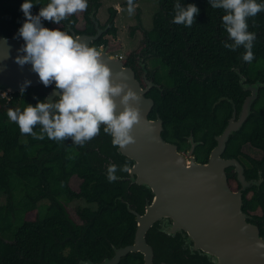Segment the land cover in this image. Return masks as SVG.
<instances>
[{"label":"trees","instance_id":"trees-1","mask_svg":"<svg viewBox=\"0 0 264 264\" xmlns=\"http://www.w3.org/2000/svg\"><path fill=\"white\" fill-rule=\"evenodd\" d=\"M32 2V14L37 15L50 0ZM137 2L133 0V4ZM157 2L160 10L154 15L153 28L144 33L148 40L146 46L156 54L166 73L162 74L158 69L153 75L159 87L148 94L155 101L150 118L160 115L164 121L165 140L177 143L192 132L196 139L204 141L196 155L206 161L217 144L214 135L223 133L231 116L228 100L242 109L249 95L241 88L239 76L232 69L242 61L241 72L248 82H264V12L248 18L249 31L256 33V39L252 49L255 59L247 63L243 60V47L236 51L223 47V42L231 43L223 28L225 13L222 9L211 8L209 0H179L182 6L195 4L200 10L191 27L173 23L177 0ZM257 2L264 3V0ZM22 3L24 0H0V35L18 34L25 20L20 10ZM98 3L99 0H88L87 10L83 11L84 29L77 27L79 18L75 14L61 21V26L56 29L70 34L64 24L66 21L77 34L95 35L97 31L90 14L94 5L98 9ZM110 19L113 24L115 18ZM41 22L44 27L55 30L53 25L56 23ZM110 29L107 35L117 36V29ZM107 35L100 37L92 47L98 49L105 45L119 49V44L112 46L110 40L105 39ZM128 55L126 65L133 66L137 53ZM47 88L40 85L23 94L15 93L11 101L0 98V197L4 198L0 205V264H79L80 259L101 262L113 256L112 244L119 246L133 242L136 225L134 216L117 201L120 196L126 199L124 184L110 182L94 166L99 159L95 148L103 154L114 152L119 162L127 164L115 153L112 137L104 132V128L100 129V139L93 138L83 146L73 144L71 138L54 141L22 135L18 125L8 118V110L22 111L27 104L35 106L38 101H44ZM221 98L227 100L215 106ZM253 110L256 114L230 139L224 156L248 164L247 177L256 176V166H259L264 179V157L252 156L253 152L264 155V89L260 90ZM34 131L39 133L40 126L37 125ZM246 146L254 149L251 155L245 152ZM179 148L183 150L181 143ZM228 180L232 189L239 188L235 176L228 173ZM263 187L264 181L259 191L253 187L257 194L248 196L253 188L244 193L246 213L259 208L264 211ZM74 200H83L87 204L77 207L75 215L68 210ZM130 201L142 210L139 200ZM259 225L263 232L264 222L259 221ZM152 230L155 232L149 233L148 241L153 245L157 262L206 264L200 257H188L178 239H169ZM120 264H143V258L140 254H129Z\"/></svg>","mask_w":264,"mask_h":264},{"label":"water","instance_id":"water-1","mask_svg":"<svg viewBox=\"0 0 264 264\" xmlns=\"http://www.w3.org/2000/svg\"><path fill=\"white\" fill-rule=\"evenodd\" d=\"M97 11L94 5L90 14L97 31L95 35L77 34L71 24L66 21L64 23L74 38H79L90 47L111 28V24L104 29L101 27ZM24 43L17 35H0L2 92L19 93L25 81H31L25 90L43 85L32 71L31 64L21 67L15 62L18 55L24 54L19 51ZM98 50L112 71V80L117 83L126 80L141 96L139 104L133 102L141 111V120L134 126L132 133L136 142L123 149L112 145L115 153L127 164V180L132 185L144 188L154 199L143 215L133 211L136 226L131 244H112L113 256L97 263L90 259H80L79 264H120L122 258L129 254H140L143 264H155L154 249L148 243L151 229L169 239H178L188 257H200L206 264H264V247L260 246L264 245V237L256 218L244 211V193L253 187L260 190L264 181L262 173H259L258 179L248 180L246 169L238 159L223 157L230 139L256 114L253 106L260 90L264 89V82H248V78L241 72L244 66L242 61L232 69L239 76L241 88L250 94L238 117L234 105L232 118L223 133L216 137L217 145L211 151L207 163L203 164L198 162L194 154L193 137L190 138V150L183 154L178 145L167 142L163 137L161 118L158 116L156 120L150 119L155 101L147 97V93L159 85L147 81L146 87H142L134 70L110 53V46ZM48 87L50 90L46 98L49 101L55 100V83ZM224 100L227 98H221L215 106ZM117 103L119 105L118 98ZM119 110H122V106H119ZM230 167L234 169L241 184L237 191L229 184L227 169Z\"/></svg>","mask_w":264,"mask_h":264},{"label":"clouds","instance_id":"clouds-1","mask_svg":"<svg viewBox=\"0 0 264 264\" xmlns=\"http://www.w3.org/2000/svg\"><path fill=\"white\" fill-rule=\"evenodd\" d=\"M127 3V11L132 15L135 11L133 0ZM209 3L211 8L222 9L225 13L222 23L231 43L225 41L223 47L231 51L243 47V60L251 63L255 59L252 49L256 33L249 31L247 21L264 12V3L257 0H209ZM33 6L32 0H24L20 7L25 20L17 36L25 43L19 50L24 54L18 55L15 62L21 67L31 64L32 71L45 87L54 82L57 98L52 101L45 98L35 106L27 104L22 111L9 109L10 121L18 125L22 135L38 140L71 138L73 144L83 146L100 133L103 125L114 146L123 149L134 144L136 139L132 133L141 120V111L133 102L139 104L140 94L126 80L118 83L112 80V71L96 47H90L66 31L44 27L41 22L60 24L70 15L86 11L88 0H50L37 15L32 14ZM199 11L195 4L185 7L177 0L173 23L191 27ZM30 83L25 81L22 94ZM119 106L122 110L118 111ZM37 125L39 133L34 131ZM119 170L128 171V167L124 165ZM116 171L115 165L109 167L110 182L116 179Z\"/></svg>","mask_w":264,"mask_h":264},{"label":"flooded vegetation","instance_id":"flooded-vegetation-1","mask_svg":"<svg viewBox=\"0 0 264 264\" xmlns=\"http://www.w3.org/2000/svg\"><path fill=\"white\" fill-rule=\"evenodd\" d=\"M117 16V15H116ZM116 18L117 17H115V19H114V21H113V24H111V22H110V20L111 19H109L108 21H106L105 23H103V24H101V27L104 29V28H106L109 24H111V28H116ZM111 29H109L104 35H107L108 34V32L110 31ZM133 31V30H132ZM139 31V30H138ZM140 32H141V40H140V42H139V46H138V48H136L135 50H137V51H135V50H133V51H131L132 53L133 52H136L137 53V55H136V58L133 60V66H131V65H126L127 67H130V68H132L133 70H134V72H135V74H136V78L140 81V83H141V85H142V87H146V83H147V81H153L155 84H157L155 81H154V79H153V75L156 73V71H158V69L160 70V68H159V66H156V67H154V68H152L151 67V65H150V62H151V60H153V59H157V57H156V54L155 53H153L152 51H149V47H147L146 45L148 44L147 43V38H146V35H145V33H144V31H143V29H141L140 30ZM71 34V33H70ZM131 36H133V37H135L136 38V35H134V33L132 32L131 33ZM101 48V47H100ZM131 52H128L127 53V56L123 59V61L125 62V64L127 63V61H128V59H129V53H131ZM158 85V84H157ZM153 88H157V87H152L151 89H150V91H148V93H147V97H149L148 96V94L151 92V90L153 89ZM49 90H50V88L48 87L47 88V90L45 91V98L47 97V94H48V92H49ZM5 92H8V91H5ZM8 93H10V94H14V93H11V92H8ZM250 94V93H249ZM44 98V99H45ZM149 98H151V97H149ZM230 103H231V108H232V112H231V116H230V118L228 119V122H227V124L229 123V121H230V119L232 118V116H233V112H234V110H233V107H234V105H235V103L232 101V100H228ZM236 106V105H235ZM154 107H155V105H154ZM154 107H153V109H154ZM236 109H237V117L239 116V114H240V112H241V108L240 109H238L237 107H236ZM153 111V110H152ZM150 115H151V113H150ZM158 116L160 117V115L159 114H156V117L155 118H150L151 120H156L157 118H158ZM150 117V116H149ZM161 118V117H160ZM161 120H162V118H161ZM162 122H163V126H164V121L162 120ZM227 124H226V126H227ZM226 126H225V128H226ZM101 128H104V126L103 125H101ZM224 131V130H223ZM222 133V132H221ZM221 133H217V134H215L214 135V139H215V141H216V137L217 136H219ZM100 137H101V135L100 134H98L95 138H96V140H98V139H100ZM111 137V136H110ZM191 137H193V141H192V143L193 144H195V152H194V154H195V156L197 157V160H198V162L199 163H207V161H208V159L206 160V161H202V160H200V158H198V156L196 155V152H197V150H199L200 149V147H202L204 144H205V142L204 141H202V140H199V139H196V137L194 136V134L191 132L190 133V135H185V136H183V138L182 139H180V140H177V143L174 141V140H172V141H168V140H166L167 142H169V143H173V144H176V145H178V148H179V146H180V143H181V148L183 147V150H180V148H179V151L181 152V153H183V154H186L189 150H190V148H191V146H192V144H191V142H190V138ZM110 140H111V138H110ZM216 143H217V141H216ZM217 145V144H216ZM216 147V146H215ZM214 147V148H215ZM213 148V149H214ZM212 149V150H213ZM211 150V151H212ZM99 151V149L98 148H95V152H97V155H96V157L97 158H99V159H97L96 160V162H94V166L99 170H101V172L105 175V176H107L108 177V169H109V167L111 166V165H115L116 167H117V171L115 172V176H116V179L114 180V181H118V182H122L124 185V190H125V196H126V199L124 198V197H122V196H120V197H118L117 199V201H119V202H121V204H123L126 208H127V210H128V212L130 213V214H132L133 216H134V222H135V215L133 214V211H135V212H137V213H139V214H141V215H143L144 213H145V211H146V208H147V206L149 205V204H151L152 202H153V196L151 195V196H147V193L145 192V191H143V189L141 188V187H139L138 185H132L131 184V182L130 181H128L127 180V177L129 176V171H120L119 169L122 167V166H124L125 164H123L122 162H119L118 161V159L116 158V156L113 154L114 152H111L110 154H103V153H101L100 151ZM112 151H113V149H112ZM211 153V152H210ZM210 156V155H209ZM223 157L224 158H227V157H225L224 155H223ZM264 157V155L260 152V159H262ZM209 158V157H208ZM244 165V164H243ZM245 166V169H246V173H247V168L249 167V165L248 164H246V165H244ZM251 168H253V167H251ZM258 168H259V166H256V169H257V171H256V176H251V177H247V174H246V177L247 178H249V179H257L258 178V176H259V173H262V172H259L260 170H258ZM263 172H264V169L262 170ZM227 173H230L232 176H235L236 177V179H237V174H234V169L232 168V167H230V168H228L227 169ZM251 173H253V172H251ZM237 181H238V179H237ZM239 182V181H238ZM240 184V183H239ZM241 188V184H240V186H239V188H237V189H235V191H237L238 189H240ZM263 189H264V187H263ZM234 190V189H233ZM250 192H249V194H248V196H253L254 194H257L256 193V190H255V188H253V189H251V190H249ZM263 195H264V191H263ZM139 200V203H141L142 204V210H138L136 207H134L133 205V203L130 201V200ZM133 204V205H132ZM249 215H251V216H253V217H256V221H257V223L259 224V221H261V222H264V211L263 210H261V208H259L258 210H256V211H248L247 212ZM170 222V221H169ZM259 228H260V225H259ZM263 228H264V226H263ZM261 230V229H260ZM151 232H155V231H153L152 229L149 231V233H151ZM263 232H264V230H263ZM263 232H261V234L263 233ZM149 233H148V235H149ZM159 234V233H158ZM164 235V234H163ZM263 235V234H262ZM135 236V235H134ZM264 236V235H263ZM133 240H134V238H133ZM148 243H149V241H148ZM150 244V243H149ZM151 245V244H150ZM151 246H153V245H151ZM154 253H155V251H154ZM127 257V256H126ZM124 258V257H123ZM154 263L155 264H169V263H167L166 261H159V262H157L156 261V254H154Z\"/></svg>","mask_w":264,"mask_h":264},{"label":"rangeland","instance_id":"rangeland-1","mask_svg":"<svg viewBox=\"0 0 264 264\" xmlns=\"http://www.w3.org/2000/svg\"><path fill=\"white\" fill-rule=\"evenodd\" d=\"M127 0H99L98 11H97V19L100 24L108 21L112 16L116 18V29L117 36L107 35L105 39L110 40V43L113 45L119 44V49L109 50L112 55L114 54H122L124 57L127 56L128 52H131L138 48L139 42L141 40V32L150 31L153 28V19L156 12L160 10V6L157 0H138L136 4H134L135 11L132 15H129L127 8L128 4H126ZM75 15L79 18V23L77 27L79 29H84L85 27V19L83 16V12H77ZM117 15V16H116ZM69 24V23H68ZM67 24H65L66 26ZM61 24L53 25V28H59ZM68 27V25L66 26ZM133 30V31H132ZM139 30V31H138ZM136 35V38L131 36V33ZM102 49L107 47L105 45L100 46ZM138 50V49H137ZM135 50V51H137ZM152 68L159 66L160 72L162 74L166 73V69L159 63L158 59H153L150 62ZM254 149L249 146L245 147V152L251 155V152ZM254 158H258L257 152H253L252 155ZM4 203V198L0 197V205ZM87 204L83 200H74L68 205V210L75 215V209L79 206H86Z\"/></svg>","mask_w":264,"mask_h":264},{"label":"built area","instance_id":"built-area-1","mask_svg":"<svg viewBox=\"0 0 264 264\" xmlns=\"http://www.w3.org/2000/svg\"><path fill=\"white\" fill-rule=\"evenodd\" d=\"M114 56L118 57L119 59L123 60L125 57L122 54H114ZM0 98L7 100V101H11L13 98V94H10L8 92H2L0 91Z\"/></svg>","mask_w":264,"mask_h":264}]
</instances>
